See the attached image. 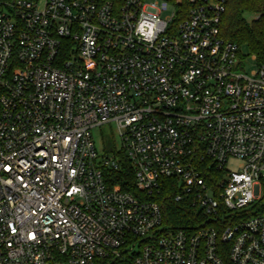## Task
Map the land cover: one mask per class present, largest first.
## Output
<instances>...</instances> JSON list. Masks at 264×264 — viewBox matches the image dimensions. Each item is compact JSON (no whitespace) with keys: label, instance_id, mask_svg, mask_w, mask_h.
<instances>
[{"label":"built area","instance_id":"obj_1","mask_svg":"<svg viewBox=\"0 0 264 264\" xmlns=\"http://www.w3.org/2000/svg\"><path fill=\"white\" fill-rule=\"evenodd\" d=\"M223 10L0 0V264H264V67ZM122 158L135 193L109 184Z\"/></svg>","mask_w":264,"mask_h":264},{"label":"trees","instance_id":"obj_2","mask_svg":"<svg viewBox=\"0 0 264 264\" xmlns=\"http://www.w3.org/2000/svg\"><path fill=\"white\" fill-rule=\"evenodd\" d=\"M246 15L252 19L247 21ZM219 36L235 44L240 50L247 48L248 54L255 57L258 67H264V0H224V10L219 18ZM120 171L108 172L110 186L118 185L122 191L135 193L131 167L122 158ZM174 219H187L192 214L184 208L169 205Z\"/></svg>","mask_w":264,"mask_h":264},{"label":"rangeland","instance_id":"obj_3","mask_svg":"<svg viewBox=\"0 0 264 264\" xmlns=\"http://www.w3.org/2000/svg\"><path fill=\"white\" fill-rule=\"evenodd\" d=\"M245 19L250 21L251 15H246ZM244 58V69L247 73L256 69V62L248 54L245 46L241 47ZM92 141L98 156L111 155L120 149V142L113 124H107L92 130Z\"/></svg>","mask_w":264,"mask_h":264}]
</instances>
